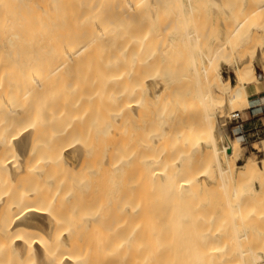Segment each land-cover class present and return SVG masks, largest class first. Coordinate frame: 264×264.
I'll list each match as a JSON object with an SVG mask.
<instances>
[{"label": "bare ground", "instance_id": "obj_1", "mask_svg": "<svg viewBox=\"0 0 264 264\" xmlns=\"http://www.w3.org/2000/svg\"><path fill=\"white\" fill-rule=\"evenodd\" d=\"M204 8L237 13L223 20H235L233 36L245 21L264 29V0H0V264L36 248L41 264H203L205 249L214 264H243L244 247L223 240L250 239L237 215L264 216V178L245 176L264 161L238 163L241 135L229 138L225 117L254 101L245 86L264 80V51L261 75L243 57L252 44L229 45L239 37L231 29L228 49L216 39L209 52L195 28ZM190 42L198 49L189 57ZM222 49L239 57L233 80L220 71ZM33 96L42 103L31 109ZM84 154L94 161L82 182L91 186V224L68 228L75 182L63 168ZM201 219L198 250L191 225ZM254 238L256 262L264 233Z\"/></svg>", "mask_w": 264, "mask_h": 264}, {"label": "rangeland", "instance_id": "obj_2", "mask_svg": "<svg viewBox=\"0 0 264 264\" xmlns=\"http://www.w3.org/2000/svg\"><path fill=\"white\" fill-rule=\"evenodd\" d=\"M170 3H171V1H170ZM170 6H169V8H171ZM174 6H175V4H174ZM174 6H173V3H172V7L173 8H171V9H174ZM201 8H203V7H200L199 9H201ZM199 9L198 10L195 9V11H197V12L199 11L198 12L199 13L198 16H197V13L195 14V12H194V15H196V17H194V15H192V16L194 17V19L196 18V19H198L197 21H199V17H200V13H201V17L204 16L207 19V20H205L204 18H202V20H201V17H200V22L199 23H200V26L201 27L196 23L197 22L196 20L193 19L194 20L193 21V24L191 23V20L190 21L188 20L189 23H190V25H194V24L196 25L197 24L196 27H195L196 30L197 29H200V30L202 29L201 32H199L200 30H198V34L199 35L202 34V35H204V37H203V40L201 38L202 36L200 37L202 41H200V38H199L198 44H202L200 42H203V41H204L203 44L206 42L205 43V47L210 52L211 51L210 49H213L212 46L213 47H216V44H214V45L212 44L213 41L215 43H217L218 41L216 39H218L219 40V43H220V41H222V43H220V44H223L224 45V47L222 46V48L223 49H228V48L225 47L226 45H228V43H227L228 42L227 41L228 40V31L231 29V31L229 33V37H230V35L232 33H234V31L232 30V28L234 29L235 24H236L235 20L238 19V18H236V16H238L237 13H236V15H234L235 13L229 12V13H224V15H222L223 12H215V11H213L211 9L204 8V11L205 12L203 11L204 13L202 14V11H200ZM231 15L234 16V18H235L234 21L231 20L233 23L232 24H229V25L227 23L226 26H223V25H225L224 24V21H227V20L229 21V19L231 18ZM192 16H190L189 19L192 18ZM215 16H216V18H215ZM227 16H229L230 18L229 17L226 18ZM207 17L208 18H211V20H209ZM220 17H222V18H220ZM252 17H253V15H252ZM225 18L227 20H224ZM250 18L251 17L249 16V19ZM208 20L210 21V23H209ZM205 21H206V24H204ZM250 21H252V19H250ZM208 23H209L210 26L207 25ZM215 23H216V25H214ZM202 24H204V27H203ZM246 24H250V26L249 25L247 26ZM253 24L255 25L254 22H253ZM212 25H213V28H211ZM254 25H252L251 22H249V21L248 22L245 21L244 24H242L243 28H244V26H245V28L242 29V26H240L239 27V30H238V31H240V30L242 31L241 36L239 35L241 32L239 33L237 31L238 32L237 37L239 35V37H238L239 39L236 37V35H234V36H233V34L231 35V37L237 38L238 44L236 43V40L234 38H232V39L229 38V42H230L229 45H233L234 44V46L238 47V46L243 45V43H244L245 44L244 47L246 48V45L247 44H249V45L252 44L253 45V42L254 41H256V40L259 41L260 39L263 38L259 42H255L257 44L254 43L255 45H253V46L251 45L250 48L247 49L250 52V53H248L249 55L246 53L247 50L246 49H243V51L245 50L244 51L245 53L243 52L244 53L243 54V57L244 58L249 57L252 60L253 64H254V67H255L256 72L258 73V75H261L262 72H263V70H262L263 69V66H261L262 65V59L259 56L261 55L260 52L263 53V51H264V33H263L264 32L263 31L264 29L262 30V29L256 28V27L253 28ZM226 28L227 29L229 28V29L227 30ZM246 28H247V30H246ZM224 29H225V32H224ZM254 29H256L255 31H257L258 36H260V34L262 36V34H263V37H261V36L258 37L256 35V32L253 33V31H252V33H253V35H252L251 30H254ZM243 30H244V32H243ZM223 33L225 35H227V39H226L227 42L226 41H223L226 38V36ZM245 33H246V35H248V37L245 38L246 40L244 39L243 41H241L242 37L245 36ZM206 34H208V37H207ZM235 34H236V32H235ZM251 35H252V38H254V40H252V41H251V38H250ZM255 35L257 37H255ZM213 36H215V39H214ZM230 39H231V41H230ZM261 41H262V44H260ZM246 42H247V44H246ZM177 43H180V42H177ZM189 44L190 45H194L193 46L194 47V50L191 49V48H193L192 46H191V48H190V46H188L187 48H185V49H188L189 48L190 50H192V51H190L189 49L187 50V51H190L189 52L190 53L189 54V57H190L191 52L196 51L198 49V47H197V49L195 48V45H198V44H195V42H193V44L190 42ZM258 44H260V46ZM179 45L181 47L179 49H182L184 47L183 46V43H180ZM258 46H259V48H258ZM176 48H178V45H176ZM253 48H254V53L252 54L251 52H253ZM223 49L221 51L219 50L220 51L219 52L220 55H218L219 58L221 59V60H219L220 61V64H219L220 71L223 74V76L229 77L231 80H233L234 72H233V68H232L231 63H233V61H234L235 58H239V57H238V55L234 51H231L232 55L233 54L234 55L233 56L232 55L229 56L230 50H226V51H228V55H227V52H226L225 53L226 56H225L222 53L223 52ZM259 50H260V52H259ZM257 51L259 53H257ZM170 52L166 54L167 57L169 56L168 54H170ZM224 52H225V50H224ZM236 52H238V51H236ZM235 54H236L237 57L235 56ZM256 54H258V55L256 56ZM222 55L225 58H228V56L230 57L229 58L231 60L230 64L229 63H225V61H223L224 57ZM170 56H172V57H170ZM170 56L168 57V59L174 58L173 54L170 55ZM163 69L165 70V68H163ZM189 82H190V85H191L192 84L191 81H189ZM192 86H193V84H192ZM245 91H246V96H248L251 99H254V101H253L254 103L252 102L251 105L250 106H247V107L245 105H241V103H239V109H238V112H239V115H240L239 120L243 124V126H242L241 129H234L233 128V125L236 122H235V120L233 118L232 119L229 118L230 112H231L232 109L228 108L230 110V112L228 110V115L225 117V121H226L227 127H228V136H229V138H232V137H234V136H236L238 134L241 135V137H240V143H241L242 149H241V156L238 159V163L239 164H242L248 157L255 158L259 164H263V161H264V80L263 81L262 80H259L257 82L256 86H252L250 84L247 85V86H245ZM24 100H26V99L22 98L21 99V103ZM41 103H42V99L40 98V96H33L31 98V106H32L31 109H33L36 105H39ZM216 116H218V113H216ZM87 126L85 124L84 127L88 130ZM88 141H90V140L87 139V141H86L87 144L90 143V142L88 143ZM224 142L226 143V141H224ZM57 143H58L57 140H55L54 146ZM70 162H71V164L70 165H67V167L65 166V168H63V166H62L63 171H64V173H63L64 176H66V178H69V180H73V182H75V184L71 185V190H72V198H71L72 200L71 201H72V203H73L74 208H75L76 211L71 214V217L69 219H65V224H66V227H68V228L74 227L78 221L79 222H82L83 221L87 225L91 224L88 221V215H90V212L92 210V205H91L92 204V202H91V198H92L91 197V186H90L89 180H87L85 182V184H83L82 182H83L84 179H86L88 177V170L90 169L91 165H93V162L94 161H93V159H92L91 156H89L87 154H84L79 159L78 158H75V159L71 158L70 159ZM62 164H64V163L61 160V157H57L55 159V165L56 166H61ZM246 174H245L246 179L248 177L249 178L248 180L249 181H251V180L254 181L256 185L259 182H263V181H261V180H263L261 178H264V171L261 168H256L254 165H252V166H250V169H247ZM257 180H259V182H256ZM208 185L210 186V183H207L206 184V186H208ZM17 186H18L17 184H13L11 186V189L9 191V192H11L10 195H13L16 192V190H18V187ZM21 186H22V184H21ZM211 191L212 190H210L209 193H212V195H213V191L212 192ZM194 210H196V209H194ZM198 216H200V214ZM249 216L247 215V217H249ZM252 216L253 217L250 216L251 218H249V219H246L243 215L242 216H240V215L238 216L237 215V217H236L237 222H238L239 229H241V231L243 230V231H246L247 232L248 237H250L249 240L248 239H241L240 242L236 243L234 241V239L231 237V235H228L227 238H225L223 241L224 242H229L230 244H233V247L236 246V249L239 248V245H242V248L244 247L243 249H245L248 252L247 253L248 256H247L246 252L244 254H239V257H241L242 260H243V264H246L247 262H248L247 264H259V263L264 264V263H262L263 260H264L262 258H261L262 260L256 261V262H254L255 261L254 259L251 260L252 259L251 257L255 255V253H252V251H251L252 249L251 248H253V243H256L255 242V238H254V242H253L252 236L253 237H256L259 234L264 233V216H262V217H255L254 215H252ZM193 217L195 218L194 212H193ZM242 218H244V219H242ZM109 219H111V216L106 217V218H102V219L94 222L93 223L94 228H96V229L99 228V230H103L105 228V226L107 225ZM221 219H227V218L226 217H222ZM221 219L218 222L219 224H222L223 223V221H221ZM193 221L191 223H193ZM199 221H200V224H197L198 227L196 225V223L198 221L195 223L196 226H193L194 223L191 225L192 227H195V229L198 228L199 231H197V229L195 230L194 228L191 227V229L193 230V233H191V234L193 235L194 232H195V235H197L198 239L200 238L199 240L196 239V241H197L198 250L199 249L201 250V245H202L201 243L202 242L199 244V241H201L202 239H201V236L200 237L198 236V234H200V233L202 234V232H203V223H202V219L199 220ZM43 226H44V224H43ZM196 233H198V234H196ZM73 234H78V232H74ZM256 240H258V239H256ZM258 242H259V240H258ZM257 243H256V245H258ZM246 247H248L251 252L249 251L248 248H247L248 249L247 250ZM239 249H241V248H239ZM40 253H41L40 249L36 248V252L35 253L28 254L21 263L20 262H15L13 264H41L42 262H41V258H40ZM202 253H203L202 256H204V260H205L203 264H208L210 261H212L211 264H214L213 263V260L216 258V256H217L216 254H214L213 252H211L208 249H205ZM238 253L239 252H237V253L235 252L232 255L231 258L232 259H235V261H238V259H239ZM243 255H245V256H243ZM246 258L247 259L250 258V259L247 260V262H246ZM251 261H253L254 263L251 262ZM176 264H186V261L181 260L180 262H178Z\"/></svg>", "mask_w": 264, "mask_h": 264}, {"label": "built area", "instance_id": "obj_3", "mask_svg": "<svg viewBox=\"0 0 264 264\" xmlns=\"http://www.w3.org/2000/svg\"><path fill=\"white\" fill-rule=\"evenodd\" d=\"M230 119H234L235 120V124L233 125V128L234 129H241L243 124L240 122L239 118H240V115H239V112L238 110L237 111H232L230 112V116H229Z\"/></svg>", "mask_w": 264, "mask_h": 264}]
</instances>
